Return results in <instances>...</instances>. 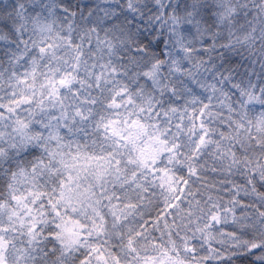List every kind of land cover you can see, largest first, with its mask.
<instances>
[{
  "label": "snow or ice",
  "instance_id": "6c2138e0",
  "mask_svg": "<svg viewBox=\"0 0 264 264\" xmlns=\"http://www.w3.org/2000/svg\"><path fill=\"white\" fill-rule=\"evenodd\" d=\"M0 264H264V0H0Z\"/></svg>",
  "mask_w": 264,
  "mask_h": 264
}]
</instances>
